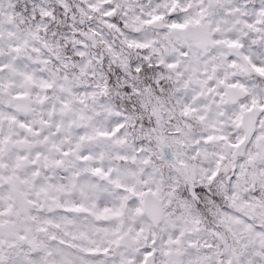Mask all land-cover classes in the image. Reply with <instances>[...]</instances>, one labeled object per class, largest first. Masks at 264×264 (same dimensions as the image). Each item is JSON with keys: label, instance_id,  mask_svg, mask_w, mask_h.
Masks as SVG:
<instances>
[{"label": "clouds", "instance_id": "1", "mask_svg": "<svg viewBox=\"0 0 264 264\" xmlns=\"http://www.w3.org/2000/svg\"><path fill=\"white\" fill-rule=\"evenodd\" d=\"M0 264H264V0H0Z\"/></svg>", "mask_w": 264, "mask_h": 264}]
</instances>
